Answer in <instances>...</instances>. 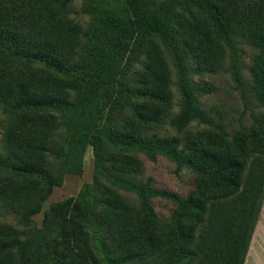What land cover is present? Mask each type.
<instances>
[{"label":"trees","instance_id":"1","mask_svg":"<svg viewBox=\"0 0 264 264\" xmlns=\"http://www.w3.org/2000/svg\"><path fill=\"white\" fill-rule=\"evenodd\" d=\"M93 1L85 4L94 8ZM73 2L0 0V102L18 113L7 134L9 155L0 153V166L20 178L0 184V209L30 221L65 175L81 172L80 153L86 143L93 146L98 162L92 184L46 213L45 228L52 236L44 242L46 254L33 248L34 241H24L23 232L0 225V264H131L148 255L164 256L160 264H245L264 203V119L250 144L222 138L218 148L191 142L180 152L179 137L149 136L148 131L165 122L178 132L193 121L215 126L196 101L198 93L214 88L192 86L190 64L197 73L221 71L234 37L256 50L250 90L264 106V0H123L124 18L106 11L102 19L106 40L119 49L114 52L109 45L120 55L118 68L96 69L87 86L51 74L10 71L6 60L13 56L62 73L74 71L83 39L96 32H84L68 17ZM130 45L137 47L126 59L121 48ZM142 54L147 65L139 79L134 85L118 79L120 94L111 95L113 70L120 71L123 61L130 65ZM168 56L182 98L176 115ZM231 72L241 88L236 61ZM87 103L97 111L84 127L86 139L77 140L74 131L79 128L72 127L71 138L59 145L55 137L62 127L60 117L45 111L67 115ZM123 107L132 118L117 127L115 113ZM118 146L168 154L179 168L198 174L196 194L183 198L152 187L150 180L140 181L142 160L111 151ZM257 152L260 156L254 155L258 158L249 164ZM115 187L135 192L139 207L130 205ZM155 196L177 205L167 231L157 226L150 204Z\"/></svg>","mask_w":264,"mask_h":264},{"label":"rangeland","instance_id":"2","mask_svg":"<svg viewBox=\"0 0 264 264\" xmlns=\"http://www.w3.org/2000/svg\"><path fill=\"white\" fill-rule=\"evenodd\" d=\"M89 1V0H88ZM159 2L165 0H158ZM87 0H74L69 7L68 17L79 24L84 32L94 29L96 36L84 38L80 49V57L74 65L72 72H58L48 69L44 64L36 61L19 59L16 57H8L7 62L10 71H28L38 72L41 74H51L60 79L75 80L87 86L96 69L103 66H109L110 70L118 68L120 55H115L111 50L117 52L115 48L106 40L105 33L102 29L104 13L109 11L124 18L127 15L123 0H94L93 7H87ZM98 27L99 30L95 29ZM134 43V42H133ZM130 43V44H133ZM126 45V44H125ZM124 45V46H125ZM136 45L121 48L124 58L128 59L131 53H135ZM224 68L219 72H201L194 71L196 65L190 64V83L192 86L208 84L214 88L213 92L198 93L196 101L200 107L215 121V126H208L198 121H193L184 131L178 132L168 122L156 126L148 131V135L157 134L159 137H179L182 139V145L177 151L187 149L189 143H195L199 147L218 148L221 139L224 138L228 142L247 141L250 144L259 133V125L264 119V106L254 97L251 88L250 67L256 50L246 44L242 39L234 37L233 47H228ZM5 55V54H4ZM169 63L173 71L172 90L175 94V108L173 113L179 112L181 104V95L177 84L176 71L174 69L171 58ZM236 61L240 67L243 85L241 88L233 81L231 66ZM147 65V58L144 54L140 55L130 65H125V61L120 64V71L113 70L115 75V87L110 84L112 90L111 95L118 97L120 93L116 90V83L125 79L127 83L134 85L139 79L140 72L144 71ZM96 73V72H95ZM122 75V76H121ZM98 87V86H97ZM107 90V89H105ZM85 107V110H84ZM79 111L64 115L54 109L45 111L47 113L56 114L60 117L62 127L57 133L55 140L59 145L65 144V139L69 138L72 127L76 139H86L85 132L88 120L91 122L92 117L96 113V108L89 103L81 105ZM122 110L115 113L116 125L121 127L132 118L129 108H121ZM84 111V113H83ZM18 113L10 112L5 105L0 102V153L9 155L7 149V134L10 126L17 118ZM221 128V129H220ZM224 132V134L222 133ZM71 138V136H70ZM256 140V139H255ZM112 152L119 153L121 156L132 155L142 160V172L139 173L138 179L142 182L151 181L152 187L160 190H169L176 192L183 198H189L192 194H196V181L198 174L187 167L179 168L177 163L166 153L154 151L148 153L140 149H131L125 147H115ZM259 155L253 153L249 159V164ZM82 169L81 172L67 174L64 176L62 183L53 189L52 194L46 200L41 212L32 217L30 221H26L23 217L14 211L0 209V225L8 224L24 233L23 240L34 241L33 248H39L45 253L44 242L52 238L47 235V228L44 222L46 213L57 203L68 199H75L80 194L86 184H92L95 181V173L98 168V162L95 158L94 148L89 143L85 144L80 153ZM140 166V167H141ZM246 176V174H245ZM20 179L11 169L0 166V184L4 182ZM108 185L110 183L105 182ZM123 198L133 207H139V197L135 192L125 188L115 187ZM211 192L206 193L210 195ZM220 195V193H216ZM150 204L154 208L155 220L160 232L167 231L173 223L174 215L177 211V205L173 200L155 196L150 199ZM106 236V229L103 231ZM254 243L251 254L248 257L247 264H264V203L257 223L255 233L253 235ZM253 242V239H252ZM251 242V243H252ZM46 254V253H45ZM43 254V255H45ZM29 260L34 261L29 255ZM164 256L148 255L146 258L133 261L131 264H160L164 261ZM180 264H189L188 262ZM193 264V263H190Z\"/></svg>","mask_w":264,"mask_h":264},{"label":"crops","instance_id":"3","mask_svg":"<svg viewBox=\"0 0 264 264\" xmlns=\"http://www.w3.org/2000/svg\"><path fill=\"white\" fill-rule=\"evenodd\" d=\"M253 243H254V237H253V242L251 243V246H250V249H249V252H248V255H247L246 261H245V264L248 263V257H249L250 254H251V250H252V248H253Z\"/></svg>","mask_w":264,"mask_h":264}]
</instances>
